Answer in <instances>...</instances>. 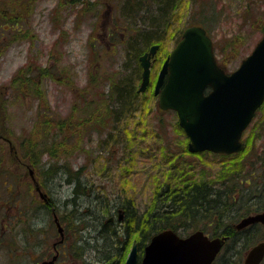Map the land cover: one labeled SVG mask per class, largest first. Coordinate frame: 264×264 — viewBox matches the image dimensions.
<instances>
[{
    "label": "rangeland",
    "instance_id": "1",
    "mask_svg": "<svg viewBox=\"0 0 264 264\" xmlns=\"http://www.w3.org/2000/svg\"><path fill=\"white\" fill-rule=\"evenodd\" d=\"M58 1H61L62 7L59 12L54 13L58 19L53 21L52 11ZM99 3H101L98 5L97 12L99 18L95 20V16L86 17L81 22L78 20L80 22L78 24L77 7L69 0H0V87L4 93V95L0 94V115L4 121L3 129L8 130L7 134L0 135V264H33L32 257L42 249H37L39 243L47 245L44 254L52 250L50 244L55 240L53 236H56V231L54 232V228L52 231H47L46 226L47 224L51 226L52 217L56 216V213L53 209L50 213L44 211L41 203L44 199L42 200L38 190L44 192L43 187L52 186L53 188L47 193L54 198L60 194L65 195L69 191V187L61 181L62 179L45 180L43 172L41 173L43 181H41V174L36 166L47 159L46 153L33 165L22 156V148L27 147L25 144L20 146L18 136L29 133L34 122L33 116L37 109V102L30 97L22 99L20 93L14 95L15 92H13L10 95L9 89H6L7 84L20 66L29 63L34 67L52 66L56 69L54 72L59 74L64 68L68 71L64 79L66 84L58 83L48 77L39 79L37 72H31L36 74L32 78L41 80L39 84L42 88L41 101L43 105H46V101L50 107L48 113L53 117L64 116L75 97L79 95L78 92L73 93L71 84L76 89L86 83L88 72L86 54L89 37L97 38L99 50L102 47L109 48L111 47L108 36L110 29L116 30V27L121 25L119 24L121 18L117 13V2L100 0ZM26 7L24 19L21 23H16L20 20L19 10H24ZM191 17L193 20L201 19V25L206 28L214 43V54L217 60L226 65V70L229 72L236 69L241 59L250 54L264 33L260 29V25L264 24V0H199L184 7L182 18L176 21L177 26L183 27ZM9 18L11 23L6 22ZM254 20H256L255 24ZM19 27L21 32L17 36H12V30L16 32ZM62 30L64 37L62 35L63 39L56 43ZM121 32L122 30L118 28L116 34ZM173 43V39L166 37L163 40L164 50L157 52L155 56L151 55L156 59L154 63L156 67L153 65L151 70L152 80L155 79L156 71H158V61L163 58L162 54L165 50L173 47ZM148 51L149 48L141 54ZM123 55L121 47L113 57L102 53L103 69L108 71V69L120 68L124 60ZM139 79L137 90L142 80ZM151 87L152 85L149 89L145 87L144 90H138L141 104L121 121V126L130 132L129 134L121 133L122 130L119 132L123 137L116 139L115 145H111L113 151L110 155L105 149L97 150V136L91 135L88 141L90 153L73 151L67 158L73 169L82 165L85 157L90 158L91 163L85 168V172L87 179L94 182L95 192L97 189L104 191L103 200L110 201L113 197L118 200L117 204H122V199L132 198L139 213L146 209L156 176L160 177L167 168L169 154L175 155L174 160L178 159L180 161L178 165L187 170V176L192 174L191 177L211 174L229 161L211 153L203 152L198 155L183 152L181 141L186 137L175 126L177 115L174 111L158 109L156 96L152 93ZM144 97L146 104L143 101ZM261 117L264 118V110L257 113V119L252 127ZM245 134L244 138L249 135L248 132ZM254 139V151L260 152L258 147L264 141V130ZM248 151L250 152L251 148ZM93 158H97L98 161ZM258 162L259 160L256 161L257 164ZM240 163L244 164L243 160ZM247 163L245 168L250 166L249 157ZM122 172L125 173V177L121 179ZM46 202L51 205L54 201L48 199ZM121 212L118 208L114 213L117 217V214ZM119 220L121 219H116L114 222L119 225ZM194 225L192 222L190 227L185 229L180 227L178 232L188 235L192 233ZM51 232H53L52 236H50ZM261 234L262 232L256 233V236ZM135 239L133 237L131 240ZM258 240L247 242L248 247ZM242 243L235 245V251L240 250L236 254L230 253L226 244L213 264H221L220 262L226 258L238 256L237 259L242 258L245 254L243 250H246L241 247ZM96 245L99 243L94 240L86 244V246H92V251L88 248L90 253L88 258L92 259V262L93 259H102L108 253L107 245H103L100 250L95 249ZM129 245L130 243L127 244L126 251L129 250ZM261 264L264 262L262 261Z\"/></svg>",
    "mask_w": 264,
    "mask_h": 264
},
{
    "label": "trees",
    "instance_id": "2",
    "mask_svg": "<svg viewBox=\"0 0 264 264\" xmlns=\"http://www.w3.org/2000/svg\"><path fill=\"white\" fill-rule=\"evenodd\" d=\"M69 1L70 3L72 1V4L77 7L78 24L86 17L95 16V20L99 18L97 12L99 11L98 5L101 4L99 3L100 0ZM112 1L118 3L117 13L121 18L119 22L121 25H118L116 30L110 29L108 36L111 47L109 48L102 47L99 50L97 48V44H99L97 38L89 37L86 54L88 70L86 83L76 89L71 84L70 87L71 90L73 89V93L78 92L79 95L77 98L75 97L69 111L64 116L53 117L48 113L50 107L45 100L46 105H43L41 101L42 88L39 86L41 80L32 78L36 74L31 72H37L40 76L39 79L48 77L49 79L53 78L58 83L66 84L64 79L68 71L63 68L65 66L62 67L63 69L59 74L54 72L56 69L52 66L40 65L34 67L29 63L20 66L7 84L6 89H9L10 95L13 92H15L14 95L20 93L22 99L30 97L33 100L36 99L37 102V109L33 116L34 122L29 133L21 137L18 136L20 146L25 144V147H27L26 149L22 148V156L33 165L40 161L41 156L46 153L47 159L44 162L42 161L40 165L38 164L36 169L39 168L40 174L43 170L45 180L48 178L62 179L61 181L69 187V191L65 195L62 194L63 204H55L54 202L51 204L53 211L56 215H65L64 205L65 207L69 205L71 213L86 212L93 214L94 220L98 223L99 234L96 236L92 234L91 237L88 232H85L90 236V238L86 239L85 237V239L87 243L92 240L101 244L109 241L111 245L108 246L109 252L105 256L107 260L118 258L120 252L127 247L125 240L132 238L135 234L143 237L146 234L151 235L158 232V230L169 228L178 232L180 227L184 229L190 227L192 222L195 224L193 229L200 227L202 231H209L210 234H213L212 230L215 226H222L224 233L230 234L234 238H232L233 241L237 239L232 242L230 253L240 251L237 250L236 252L234 249L239 242H243L241 247L246 249L249 246L247 242L264 239V233L256 236V233L258 234L260 228L263 227L260 224L248 226L243 241L238 240L241 237L240 233L235 234L232 230L233 223L238 218L248 213L264 211V141L258 147L260 152L254 151V138L264 130L263 117L255 122L249 135L244 138L245 146L242 153L234 155L228 163H224L221 168L211 174H200V177H191L192 174L187 176V170L177 165L178 159L174 160L175 155L169 154L167 160L169 166L167 165V168L160 175L161 178L156 176L149 202L142 213L137 212L135 201L132 198L122 199V204H117L119 203L118 200L113 197L110 201H104V191L97 189V192H95V184L92 180L87 179L85 172V168L91 163L90 158L85 157L82 165L72 168V164L67 158L72 155L73 151H76L75 153L82 151L90 153L88 141L91 139V135L97 136V150L105 149L110 155L113 151L111 145H115L116 139L123 137L119 132L121 130L123 134L130 132L121 126V121L136 110L137 105L141 104L137 92V83L140 80L141 72L139 66L140 54L154 43L159 45L158 52H162L164 50L163 40L166 37L173 39L175 42L183 29V27L177 26L176 21L182 18L185 6L199 0H187V2L186 0ZM61 4V1H58L57 6L52 11L53 21L58 19L54 13L59 12L60 7H62ZM26 10L27 7L24 10H19L20 20H17L16 23L22 22ZM200 20H193L191 17L185 25L201 24ZM6 22L11 23V18ZM255 23L256 20H254ZM260 26V29L264 32V24ZM118 28L122 32L117 35ZM12 32V36H17L21 29L19 27L16 32L15 30H12ZM62 35L63 30L57 37L56 43L63 39ZM22 36L26 35L22 34ZM119 47L124 52L121 67L105 71L103 69V58H101L102 53L113 57ZM228 51L230 52L229 49ZM168 52L169 50H165L162 57L164 58ZM218 62L223 68L227 67L220 63V60ZM0 89V94L4 95L2 87ZM145 99L144 97L143 101ZM261 107L259 111L264 110V104ZM143 108L145 107L143 106ZM3 124L4 121L0 115V135L8 132V130L3 129ZM175 126L181 131L178 122ZM185 141L186 138L181 141L183 152H187ZM249 148H251L250 152L248 151ZM248 157L250 158V166L245 168V165L248 164ZM95 159L98 161L97 158ZM242 160L244 164L240 163ZM257 160H259V164L256 163ZM126 169L130 170L129 168ZM168 170L170 171L168 172ZM41 177L40 179L43 181L42 174ZM124 177L125 173L122 172L121 179ZM43 184L48 185L47 183ZM98 188L100 189V187ZM86 194L90 197H86ZM212 196H217L220 199L223 197L224 204L222 206L227 211L213 210L207 212L206 208L211 204ZM87 198H92L93 208L86 207L84 200ZM97 200L99 205L96 203ZM118 208L125 213L124 219L120 221L121 223L119 222V225L106 220ZM51 211L49 209L48 212ZM225 212L230 214L228 220L224 219ZM67 222H69V219ZM76 226H78L79 232L83 228L81 225ZM85 239L81 242L78 241L76 246L92 248V246L83 245ZM220 263L227 264L231 261L230 258H226Z\"/></svg>",
    "mask_w": 264,
    "mask_h": 264
},
{
    "label": "water",
    "instance_id": "3",
    "mask_svg": "<svg viewBox=\"0 0 264 264\" xmlns=\"http://www.w3.org/2000/svg\"><path fill=\"white\" fill-rule=\"evenodd\" d=\"M181 33L162 61L153 88L158 108L176 111L190 152L230 154L241 150L243 129L264 101V34L239 67L227 73L217 64L213 43L202 26L187 25ZM157 48L152 44L140 55L139 91L150 81V58ZM258 221L264 224V211L240 218L237 225ZM56 224L61 232L59 222ZM222 244L220 238L210 240L200 231L179 237L172 229H165L148 241L140 264H211ZM263 255L264 240H259L250 246L243 263L259 264ZM136 260V247H132L125 264H135Z\"/></svg>",
    "mask_w": 264,
    "mask_h": 264
},
{
    "label": "bare ground",
    "instance_id": "4",
    "mask_svg": "<svg viewBox=\"0 0 264 264\" xmlns=\"http://www.w3.org/2000/svg\"><path fill=\"white\" fill-rule=\"evenodd\" d=\"M157 52H158V49L152 55L155 56V54ZM155 61H156V59H154L151 56V58H150V64H149L150 73H151L152 66L154 65ZM162 61H160V60L158 61V65H159V66H157V68H158L157 70L158 71H156L155 79L152 80V82H151V85H152L151 90L153 89V87L155 85V82L157 80V75L159 73V70L161 69L160 66L162 64ZM140 63H141V61H139V66H140L141 72H142L143 68L141 67ZM137 92H138V90H137ZM261 108L262 107L259 106L257 109H261ZM251 127H252V125L248 124L243 129V133H242V135L240 137V141H242V144H243V147L241 148V150L236 151V152H232L230 154H227V153H219L218 154V155H220L219 157L222 156L224 159L229 160L234 155L241 154L242 151H243V149H244V146H245V142L243 141V138L246 135L245 134L246 132L249 133L251 131L250 130ZM187 153H190V151L187 150ZM179 162L180 161L178 160L177 161V165H178ZM179 167L184 168L182 166H179ZM42 172H43V170H42ZM52 188H53L52 186H45L44 192H46V191L47 192H50V189H52ZM46 196H50V195L47 193ZM61 196H62V194H60L59 196L57 195L56 198H54L53 196H51L50 197V200H52V201H54L56 203L63 204L62 203V198L63 197H61ZM85 196L86 197H90L87 194ZM91 199L92 198H90V199L87 198V199L84 200V203H85L86 207H89V209L90 208H93V205L91 203ZM96 203L99 205L98 200L96 201ZM223 204H224L223 197L220 199L217 196H212V202L206 208L207 209V212H212L213 210H219V211H222V212L227 211V209L222 206ZM64 210H65V215H60V214L56 215V218H54L55 224H54V221H53V218H52L51 226H48V224H47V226H46L47 228L46 229H48L47 231H52L53 228H54L55 229L54 232L56 231V235H57V233L58 234L59 233H64L65 236L66 235H69V237L72 236L73 239H72V243H71L70 247L66 246L64 249L59 250L60 251L59 253L58 252L55 253L53 251H49L48 253L44 254V249H46L47 245L44 244V243H40L37 247L39 249L42 248L41 249L42 251L41 250L38 251L37 252L38 254H35V256L32 257L33 264H42L44 261L45 262H49L51 260L53 261V264H54V262H59L61 264H67V263H70L71 264V262H73V264H92V259L88 258L90 256V253L88 251V248L87 249H80V248H77L76 244L78 243V241H81V238H82L81 236L86 237V239H88V238H90V236L92 234H94L95 236L97 234H99L98 227H97L98 226V223H96V220H94V216L91 213H86V212H74V213H71L69 211L70 210V206L69 205H68V207H65V205H64ZM229 217H230V214L228 212H225L224 213V219L226 218L228 220ZM67 218L69 219V222H67L68 221ZM108 219H109V216L106 218V220H108ZM56 220L59 222V226L62 228L61 229V232L57 229L58 227H56ZM59 220L62 222V225L60 224V221ZM258 223H260L261 226L264 227V224L261 223V222H259V221L256 222V223L248 224L247 226H238L237 225L238 223L235 221V223H233L232 230H234V233L235 234L236 233H240L241 237L238 238V240H242L243 241V240H245L244 237H246V236H244V234L247 231L248 226L255 225V224H258ZM76 225L83 226V228L86 231L84 230V232H82V235H81V231L80 232L78 231V229H77L78 226H76ZM263 227L260 228V232H262V233H264V228ZM195 231L202 232V234H205L207 236V238L210 239V240L211 239L213 240L214 238H220L221 240H223V244L221 245L220 249L218 250V253L225 248L226 244H227L228 249H230L231 246H232V244H233L232 242H234V241L237 240L236 239V240L233 241L234 238L230 234L227 235L226 233H224V231L222 230V226H218V227L215 226L214 227V229L212 230L213 231L212 232L213 233L212 234V237H211L209 231H202V229L200 227H197L195 229ZM85 232H88L90 234V236H89V234H85ZM79 233H80V235H79ZM156 233L157 232L152 233L151 234V237L153 235H155ZM52 235H53V232L50 233V236H52ZM77 236H79V237H77ZM79 238H80V240H79ZM91 249L92 248H90V251H92ZM249 249H250V247H248V249L246 248V250H243V252H245V254H244V256L242 258L237 259L239 256L238 257L236 256L237 258H235V257L230 258L231 264H244L243 261H244V258H245V256H246V254H247V252H248ZM126 253H127L126 249L125 250L123 249L120 252L119 257L114 259L115 260V264H125L126 259H127V254ZM235 260H237V262H234ZM262 261H264V255H263V258L260 260V263ZM140 262H137V260H136L135 264H140ZM111 263H113V262H111Z\"/></svg>",
    "mask_w": 264,
    "mask_h": 264
},
{
    "label": "flooded vegetation",
    "instance_id": "5",
    "mask_svg": "<svg viewBox=\"0 0 264 264\" xmlns=\"http://www.w3.org/2000/svg\"><path fill=\"white\" fill-rule=\"evenodd\" d=\"M43 189L45 190V188L43 187ZM38 192H39V194H40V196H42V200H43V202H41L42 203V205L44 206L43 207V209H44V211L45 212H48L49 211V209H50V211L52 210V207H51V205L48 203V202H46L48 199L50 200V196H46V194H47V191L46 192H41V190L39 189L38 190ZM47 198V200H45ZM49 207V208H48ZM122 212L121 213H119V214H117V217H116V213H114L113 212V215H110L109 216V219H108V221H110V222H113L114 223V221L116 220V219H121V220H123L124 219V211L123 210H121ZM48 213H50V212H48ZM53 216V215H52ZM53 218V221H54V224H55V220H54V216L52 217ZM121 220H119V222L121 221ZM60 221V220H59ZM60 224L62 225V222L60 221ZM57 227V226H56ZM58 229V228H57ZM84 228H82V230H81V233L82 232H84ZM177 233H179V232H177ZM182 234V233H181ZM181 234L179 233V235L181 236ZM136 236H137V238H136ZM182 236H183V234H182ZM54 238H55V240L50 244L51 245V248H52V250L51 251H53V252H60L59 250H62V249H64L66 246H68V247H70V245H71V243H72V239H73V237L72 236H70L69 237V235H67L66 237H65V234L64 233H62V235L60 236L58 233H57V235L56 236H53ZM82 238H81V240H84L85 239V237H83V236H81ZM134 237V241H132L131 239ZM133 237L132 238H128L127 240H125L126 242H125V245L127 246V244H129L130 243V248H129V250H127V253L126 254H128L129 252H130V250L132 249V247H136V257H137V262H140L141 261V259H142V255H143V253H144V249H145V247H146V244L148 243V241L151 239V235L150 234H146L145 236H143L142 237V235L140 236V235H138V234H135V235H133ZM81 242V241H80ZM40 244V243H39ZM86 244H87V242H86V240H85V242L83 243V245H85L86 246ZM103 245H107V247L108 246H110L111 245V243L108 241V242H103L102 244L101 243H99V245H96V247H95V249H97V250H100L102 247H103ZM128 247V246H127ZM38 248V247H37ZM77 248H80V249H87V248H84V247H82V246H77ZM39 249V248H38ZM107 252H109V247L107 248ZM108 253H106L105 255H104V257L101 259H98V260H95V259H93L94 261L92 262V264H115V260L114 259H110V260H107V259H105V256L107 255ZM111 262H113V263H111ZM54 264H61V263H59V262H54Z\"/></svg>",
    "mask_w": 264,
    "mask_h": 264
}]
</instances>
